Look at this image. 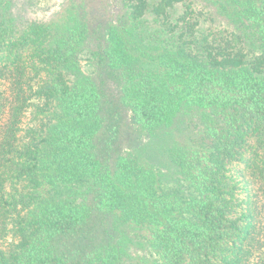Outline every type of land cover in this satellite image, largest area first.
<instances>
[{
	"label": "trees",
	"instance_id": "trees-1",
	"mask_svg": "<svg viewBox=\"0 0 264 264\" xmlns=\"http://www.w3.org/2000/svg\"><path fill=\"white\" fill-rule=\"evenodd\" d=\"M81 1L0 0V264H264V0Z\"/></svg>",
	"mask_w": 264,
	"mask_h": 264
},
{
	"label": "rangeland",
	"instance_id": "rangeland-1",
	"mask_svg": "<svg viewBox=\"0 0 264 264\" xmlns=\"http://www.w3.org/2000/svg\"><path fill=\"white\" fill-rule=\"evenodd\" d=\"M88 4V10L92 15L103 24H109L114 21L116 14V0H85ZM81 0H14V11L24 22H50L58 19L62 14L68 13ZM80 5V4H79ZM98 24V23H97ZM168 136L161 133L154 137L146 138L142 146L146 158L153 164L159 166L164 174H170L172 171L167 150Z\"/></svg>",
	"mask_w": 264,
	"mask_h": 264
}]
</instances>
